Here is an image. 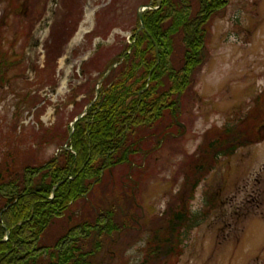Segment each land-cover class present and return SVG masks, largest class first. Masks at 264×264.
<instances>
[{
	"label": "rangeland",
	"instance_id": "1",
	"mask_svg": "<svg viewBox=\"0 0 264 264\" xmlns=\"http://www.w3.org/2000/svg\"><path fill=\"white\" fill-rule=\"evenodd\" d=\"M6 1H0V60L8 61L7 78L0 79V136L19 146L23 156L31 149L41 162L58 152L62 142L56 135L66 136L69 127L71 133L72 121L99 100L103 80L111 76L106 67L131 43L138 9L155 5L153 0H15L13 7ZM209 22L208 59L181 96L179 117L165 114L163 123L178 126L159 140L145 167L134 169L143 227L161 216L181 188L183 168L198 156L208 129L263 111L256 98L264 91V0H228ZM155 142L149 140L150 146ZM127 170L117 166L111 176L129 190ZM196 188L188 206L198 223L166 264H264V139L220 158ZM148 235V229L139 233L123 264H141Z\"/></svg>",
	"mask_w": 264,
	"mask_h": 264
},
{
	"label": "trees",
	"instance_id": "2",
	"mask_svg": "<svg viewBox=\"0 0 264 264\" xmlns=\"http://www.w3.org/2000/svg\"><path fill=\"white\" fill-rule=\"evenodd\" d=\"M153 2L157 8L143 13L145 29L137 32L138 21L131 43L106 67L111 76L104 78L99 100L76 121L67 147L70 127L66 136L56 135L62 142L58 152L41 162L31 149L23 156L0 136V264H123L125 251L147 229L141 264H166L198 223L188 203L205 172L223 156L264 139L263 91L256 98L263 111L206 131L198 156L183 168L181 188L161 216L141 226L134 169L145 167L159 140L173 135L171 127L178 124L163 123L165 114L179 117L181 96L208 59L209 21L228 0ZM7 63L6 57L0 60L2 80ZM117 166L128 167L130 191L111 176Z\"/></svg>",
	"mask_w": 264,
	"mask_h": 264
},
{
	"label": "water",
	"instance_id": "3",
	"mask_svg": "<svg viewBox=\"0 0 264 264\" xmlns=\"http://www.w3.org/2000/svg\"><path fill=\"white\" fill-rule=\"evenodd\" d=\"M54 2H56V1H54ZM158 3L160 4V3H161V0H158ZM147 8H148V9H156L157 7H156V6H152V3H148V4H143V5H141V7L138 9V12H137V18H138V20L140 21V24H141L140 27H139L140 30H141V29H145L144 18H143V12H144V10L147 9ZM47 24H48V22H47ZM153 42H154V44H155L156 51L158 52V47H157L156 42H155L154 39H153ZM116 64H117V63H114V64H113V67L116 66ZM88 107H89V106H87V107L85 108V113H86ZM85 113H84V114H85ZM84 114H80V115H78V116L72 121V130H71L70 136H71V134H72L74 124H75L76 121H77L79 118H81V116H83ZM70 136H69L68 140L70 139ZM7 237H8V233H7L6 238H7Z\"/></svg>",
	"mask_w": 264,
	"mask_h": 264
},
{
	"label": "bare ground",
	"instance_id": "4",
	"mask_svg": "<svg viewBox=\"0 0 264 264\" xmlns=\"http://www.w3.org/2000/svg\"><path fill=\"white\" fill-rule=\"evenodd\" d=\"M52 10V9H51ZM92 15H93V12H92V10H90L89 8H87V20H91L92 19ZM49 18H50V16L45 20V23L44 24H47V22H48V20H49ZM86 31H83L82 30V32H80V36L82 35V34H84ZM72 126V125H71ZM68 139H67V143H68ZM67 143L64 145V147H67Z\"/></svg>",
	"mask_w": 264,
	"mask_h": 264
}]
</instances>
